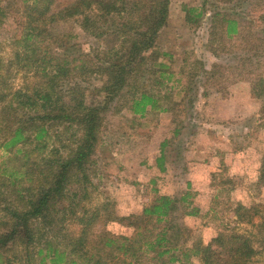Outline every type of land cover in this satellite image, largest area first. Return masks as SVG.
Wrapping results in <instances>:
<instances>
[{"label":"trees","instance_id":"obj_1","mask_svg":"<svg viewBox=\"0 0 264 264\" xmlns=\"http://www.w3.org/2000/svg\"><path fill=\"white\" fill-rule=\"evenodd\" d=\"M217 1L184 5L187 22L198 23L209 12L215 40L238 37L243 44H264V10L257 23V7L243 15ZM170 3L0 0V23L10 25L12 52L4 59L0 41V147L9 153L0 164V264H252L258 248L264 249V203L236 207L238 218L252 225L255 217L263 218L256 232L214 230L197 236L177 215H200L202 207L192 205L189 191L179 198L160 195L139 212L120 213L112 200H96L97 154L107 114L123 104L140 116L171 109L162 104L168 95L162 88L174 72L157 45ZM71 19L99 41L91 51L79 45L73 31L60 29ZM214 70L203 69L212 75ZM19 74L23 83L15 85ZM93 80L99 83L91 85ZM251 82L264 128V76ZM91 86L96 103L87 101ZM168 142L157 159L162 170ZM263 183L264 155L258 178Z\"/></svg>","mask_w":264,"mask_h":264},{"label":"rangeland","instance_id":"obj_2","mask_svg":"<svg viewBox=\"0 0 264 264\" xmlns=\"http://www.w3.org/2000/svg\"><path fill=\"white\" fill-rule=\"evenodd\" d=\"M262 1L260 5H255L259 0L217 3L243 15L257 7L253 15L260 23ZM184 5L202 4L201 0H171L168 23L157 41L159 51L168 54L162 61L174 72L162 88V94H168L162 104L171 109L140 116L119 102L122 108L117 105L107 114L97 154L100 178L95 180L99 185L96 200H112L120 213L139 212L160 195L179 198L189 191L192 205L202 207L200 215L186 216L192 221H185L184 215L181 218V211L177 215L197 236L214 230L256 232V224L263 218L255 217L256 224L252 225L240 220L235 211L240 203L247 207L264 203V183L258 184L264 155L261 101L251 94V81L260 74L264 76V44H243L238 37L215 40L210 34L209 12L198 23H189ZM212 8L207 5L208 10ZM12 13L17 15L16 11ZM249 19L242 21L248 23ZM9 27L0 23L6 60L12 53L8 47ZM259 28L253 30L261 36ZM60 29L73 31L85 51L99 44L74 19L61 23ZM257 55L262 56L258 61ZM197 60L203 66L197 68ZM203 69H215V73ZM23 80L19 74L13 82L22 85ZM98 83L93 80L91 85ZM90 92L87 101L96 103L93 86ZM165 140L169 142L165 148L166 169L162 170L157 159ZM8 155L7 149L0 147V164ZM258 249L252 264H264V249Z\"/></svg>","mask_w":264,"mask_h":264}]
</instances>
